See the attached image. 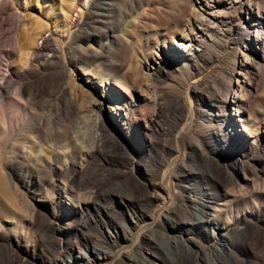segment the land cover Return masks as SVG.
Returning a JSON list of instances; mask_svg holds the SVG:
<instances>
[{"label":"bare ground","instance_id":"obj_1","mask_svg":"<svg viewBox=\"0 0 264 264\" xmlns=\"http://www.w3.org/2000/svg\"><path fill=\"white\" fill-rule=\"evenodd\" d=\"M97 1L86 0L82 4V0H71L66 6L64 17L53 26L62 30L65 39L58 40L60 44L54 40L50 51L51 61H55L60 74L69 78L71 87L79 92L81 99L80 107L74 112V115L80 116L78 121H72V118L66 121L68 125L76 126L75 140H79L76 133L80 131L81 146H85L82 145L83 141L91 142V145L87 144L90 155L100 154L107 145L127 154L132 168H126L123 172L136 186L140 184L133 169L134 159L129 153L134 142L130 136L124 135L129 127L134 128L140 136H145L141 146L142 151L148 154V160L160 151V157H165L167 165L164 170L158 165L141 170L144 179H150L149 185L143 188L149 187L147 195L156 206L151 210L144 209L143 215L149 223L138 227L136 222L138 228L135 231L130 222L122 225V239L127 244L125 250L112 252V247L115 248L114 245L119 242L115 237L88 238L73 243L74 249L67 262L53 258L49 264H73L71 259L74 257L77 264L244 262L239 260L235 240L240 236L242 242L246 241L255 233L264 235V183L252 189L255 199L244 208L243 205L234 204L242 197L238 194L231 195L234 199L232 201L223 200L222 205L212 202L208 204L210 202L206 196L191 195V208L187 207L191 219L182 225L173 226L170 220L178 209L176 203H173L178 195V187L174 181V170L170 167L174 158L169 161L168 157L178 158L181 177L188 179L191 176L188 154L182 146L194 145L201 157L206 156L213 162L216 161L209 158L207 149L213 146L229 151L222 169L219 168L213 178V181L216 180L214 183L221 186L226 185V182L245 179L250 171L256 176L261 170L264 171V112L256 110L261 106L256 75L263 71L261 67L264 63V0H134L130 8L136 11L139 9V12L132 10L135 13L133 17L125 16L129 9L126 8V13H122L125 26L120 27V34L105 30L101 39L88 22L90 15L87 10ZM219 7L223 12H218ZM76 8H79L78 18L72 23V14ZM2 23L0 21V26ZM44 30L43 26H38L35 32L23 35L19 47L21 67H30L34 55L39 51L38 41L47 42L43 35L48 31ZM142 34L145 38H142ZM232 34L233 38L228 45V37ZM79 36L86 38V47L77 45L79 58L69 64L66 46ZM132 40L136 41V47L139 46L137 50L141 58H135V50L130 53L131 66L130 70H126V61L112 57V47L116 44L117 52L121 53L125 44ZM224 48L229 51L222 58L221 65L211 72L203 84L196 85L203 76L200 74L202 67L217 62L221 58L220 50ZM83 54L88 55V58L85 59ZM173 74L176 79L170 87L171 91L164 97L176 103L174 113H181L179 121H186L180 129H177L176 123L175 127L170 126V121L162 114L160 92L156 87V84L170 80ZM189 84L194 86L188 87ZM133 91L144 96L148 104L147 108L141 105L138 112L142 125L134 123V118L127 112L126 105H140ZM228 108L233 110V114L236 113L235 117L229 114ZM236 123L242 128L240 135L231 128ZM36 153L40 154L41 151ZM258 161L261 164L257 165ZM84 166L77 168L67 161L60 168L51 166L50 172L65 173L71 181L87 174ZM116 167L119 168V165ZM229 169L233 171L229 172ZM112 175L118 176V173L112 172L108 176ZM95 189L94 195L99 191V186ZM36 213L34 208L31 219ZM163 222L170 223L172 233L162 237L154 236L156 240L150 238L155 230L162 229ZM70 227L76 228L74 223H70ZM229 228L231 230L227 232ZM184 235L193 236L184 238ZM0 238L3 240L4 236L0 235ZM204 239L214 241L215 244L206 247ZM58 243L59 250L66 244L63 240ZM11 244L26 256L36 258V252L26 246L24 240L17 239ZM145 245L147 249L143 248ZM29 263V260L26 261V264Z\"/></svg>","mask_w":264,"mask_h":264},{"label":"rangeland","instance_id":"obj_2","mask_svg":"<svg viewBox=\"0 0 264 264\" xmlns=\"http://www.w3.org/2000/svg\"><path fill=\"white\" fill-rule=\"evenodd\" d=\"M70 1L0 0V21L3 22L0 26V235L4 236L3 240L0 238V264H21L22 262L26 264L28 260L29 264H43V262L49 264L53 258L67 262L74 249L73 243L83 242L88 238L94 240L115 237L119 242L114 245L115 248L112 247V252L125 250L127 244L122 239L124 233L122 225L130 222L135 231L136 228L149 223L143 215L144 209L151 210L156 206L154 200L147 195L149 187L148 189L143 188L149 185L150 179H144L141 170L157 165L162 166L164 170L167 165L165 157H160V151L154 153L152 159L148 160V154L142 151L141 146L145 141V136H140L134 128L129 127L124 135L133 139L134 143L129 148V153L134 159L133 169L135 168L137 181L142 185L136 186L123 172L126 168H132L127 154L107 145L100 154L90 155L91 142L83 141L82 145L85 146H81L82 139L79 130L76 133L79 140L74 139L76 126L68 125L66 120L72 118V121H78L80 116L74 115V112L80 107L81 99L79 92L71 87L69 78L60 74L55 61H51L50 54L54 40L58 43L61 38L65 39L62 30L53 26L64 17L66 6ZM85 1L82 0V4ZM133 1L98 0L93 7L88 8L90 15L88 22L99 39H101L102 32L109 29L115 34H120V27L125 26L122 13H126V8L129 9L126 13L128 15L125 16L133 17L139 12V9L136 11L130 8ZM132 10L135 13H132ZM218 12H223V9L219 7ZM77 13H79V8H76L72 14V23L77 21ZM131 13L132 15H129ZM38 26H43L48 31L43 35L47 42L38 41L37 50L39 51L37 55H34L30 67H21L19 47L22 44L23 35L35 32ZM142 38H145L144 34ZM231 38L233 34L228 37V45H230ZM85 42L86 38L79 36L66 46L67 63L73 64L79 58L76 46L80 44L85 48ZM129 42L125 44L124 53L117 52L116 44L112 47V57L126 61V70H130V58L134 50L137 55L135 58H141L136 41ZM62 47L65 48V45ZM228 51V48L220 50L221 58L217 62L202 67L200 74L203 76L196 85L205 82L211 72L221 65L222 58L227 55ZM83 56L85 59L88 58V55L83 54ZM261 68L263 71L258 76L256 75V85L259 89L257 94L259 105H261L257 108L255 106L258 112H264V63ZM175 79L176 75L173 74L170 80H164L156 84V87L160 92L162 114L168 118L170 126L175 127L176 123L178 124L177 129H180L186 121H179L181 113H174L176 103H171L164 97L167 92L171 91L170 87ZM76 83L79 84L78 81ZM190 86L194 85L189 84L188 87ZM185 92L186 89L183 90V93ZM133 93L140 105L139 107L126 105L127 112L134 118V123L142 125L143 121H140L138 112L141 105L147 108L148 104L139 92L133 91ZM228 112L232 117L236 116L231 108H228ZM231 128L238 135L242 133L240 124L236 123ZM110 130L114 131L112 128ZM162 139L164 140V137ZM182 148L188 154V166L191 173L188 179L181 177L178 158L168 157L169 161L174 158L170 167L174 170V181L178 187V195L173 200L178 209L172 214L170 220L173 226L182 225L187 219H191L188 210L191 208V195L206 196L209 198L210 203L208 204L212 202L222 205L223 200L232 201L234 199L231 195L238 194L242 197H239L234 204L243 205L242 208H244L255 199L252 189L257 184L264 183V171L261 170L257 176L250 171L245 179L240 178L233 183L225 181L226 185L221 186L219 183L217 185L214 183L216 180L213 181L214 175L219 168L222 169L229 151L213 146L207 149L206 153L209 158L216 161L213 162L209 161L206 156L201 157L194 145H185ZM37 151L41 153L37 154ZM67 161L77 168L85 165L87 174L70 181L65 173L50 172L51 166L60 168ZM49 163L51 165L48 166ZM117 164L119 168L116 167ZM256 164L259 165L261 162L258 161ZM232 171L229 169V172ZM112 172L118 173V176H108ZM98 186L99 191L94 195L95 187ZM34 208L37 213L31 219ZM136 222H138V227H136ZM70 223H74L81 231L70 227ZM229 230L231 228L227 232ZM172 231L170 223L163 222L162 229L155 230L150 238L156 240L155 237L169 235ZM192 236L184 235V238ZM17 239L24 240L26 246L36 252V258L33 259L16 250L11 242ZM59 240L66 243L61 250L58 247ZM235 242L239 260L244 262L232 264H264L263 234L255 233L243 242L238 236ZM203 243L206 247H212L215 244L214 241L208 242L205 239ZM143 248L147 249V246ZM71 260L73 264H77L76 257ZM219 264L228 263L220 262Z\"/></svg>","mask_w":264,"mask_h":264}]
</instances>
